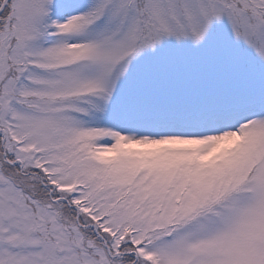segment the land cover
I'll return each mask as SVG.
<instances>
[{"label":"snow or ice","instance_id":"obj_1","mask_svg":"<svg viewBox=\"0 0 264 264\" xmlns=\"http://www.w3.org/2000/svg\"><path fill=\"white\" fill-rule=\"evenodd\" d=\"M0 264H264V0H0Z\"/></svg>","mask_w":264,"mask_h":264}]
</instances>
